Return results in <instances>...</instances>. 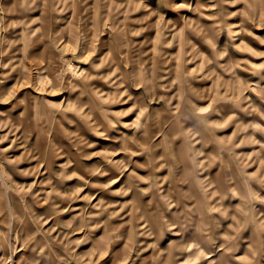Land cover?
I'll return each mask as SVG.
<instances>
[{"label": "rangeland", "instance_id": "1", "mask_svg": "<svg viewBox=\"0 0 264 264\" xmlns=\"http://www.w3.org/2000/svg\"><path fill=\"white\" fill-rule=\"evenodd\" d=\"M0 264H264V0H0Z\"/></svg>", "mask_w": 264, "mask_h": 264}, {"label": "bare ground", "instance_id": "2", "mask_svg": "<svg viewBox=\"0 0 264 264\" xmlns=\"http://www.w3.org/2000/svg\"><path fill=\"white\" fill-rule=\"evenodd\" d=\"M251 85H253V83H251ZM154 160V159H153ZM159 160V159H158ZM159 165V164H158ZM164 166V165H163ZM176 185V184H175ZM160 186H161V183H160ZM225 187V186H224ZM151 218V217H150ZM143 219V218H142ZM151 220H152V218H151ZM141 223V222H140ZM210 226V225H209ZM214 230V229H213ZM212 230V231H213ZM210 233V232H209Z\"/></svg>", "mask_w": 264, "mask_h": 264}]
</instances>
